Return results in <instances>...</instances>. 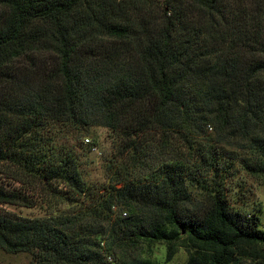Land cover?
I'll use <instances>...</instances> for the list:
<instances>
[{
  "label": "trees",
  "instance_id": "1",
  "mask_svg": "<svg viewBox=\"0 0 264 264\" xmlns=\"http://www.w3.org/2000/svg\"><path fill=\"white\" fill-rule=\"evenodd\" d=\"M98 129L115 151L90 187L78 150ZM9 160L67 190L42 217L0 213V249L30 264H161L138 253L158 245L166 264H264L226 187L264 179V0H0Z\"/></svg>",
  "mask_w": 264,
  "mask_h": 264
},
{
  "label": "rangeland",
  "instance_id": "2",
  "mask_svg": "<svg viewBox=\"0 0 264 264\" xmlns=\"http://www.w3.org/2000/svg\"><path fill=\"white\" fill-rule=\"evenodd\" d=\"M97 135V137L89 136V143H93L92 148L86 144L84 149L78 150L83 162V176L90 187L109 185L110 173L107 164L110 155L115 151V144L107 130L98 129ZM85 143L88 142L85 140ZM70 144L71 142H69ZM0 186L8 192L20 194L24 199V201L16 203L0 204V213L13 218L42 217L53 203H59L54 194L55 191L59 189V191L67 192L66 188L57 181L48 180L43 174L42 177L39 174H30L21 164L13 163L10 160L0 162ZM226 187L231 207L258 216L260 226L264 229V179L240 173L234 180L226 183ZM108 242H111L109 237L102 241V245L104 246V243ZM139 252L143 256L155 254L159 256L161 264H166L164 262L165 249L162 246H154V252L151 250L147 252L146 249ZM31 261L30 253L11 254L0 249V264H30ZM109 261L119 264V261H116L114 257ZM186 261L187 254L180 249L173 260L167 264H185Z\"/></svg>",
  "mask_w": 264,
  "mask_h": 264
},
{
  "label": "built area",
  "instance_id": "3",
  "mask_svg": "<svg viewBox=\"0 0 264 264\" xmlns=\"http://www.w3.org/2000/svg\"><path fill=\"white\" fill-rule=\"evenodd\" d=\"M86 142H88L89 143V139H86ZM94 150H95V148H93Z\"/></svg>",
  "mask_w": 264,
  "mask_h": 264
}]
</instances>
